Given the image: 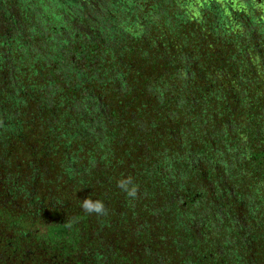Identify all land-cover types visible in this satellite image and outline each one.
Segmentation results:
<instances>
[{
  "label": "trees",
  "instance_id": "trees-1",
  "mask_svg": "<svg viewBox=\"0 0 264 264\" xmlns=\"http://www.w3.org/2000/svg\"><path fill=\"white\" fill-rule=\"evenodd\" d=\"M151 1H15L26 50L51 66V111L38 118L49 134L35 151L68 156L51 198L37 201L52 226L71 228L55 234L68 256L97 248L109 255L99 264H264V87L230 52L226 88L174 74L178 57L161 59V44L177 39L186 52L205 42L169 0ZM81 70L94 93L75 87ZM128 179L132 197L118 186ZM85 198L104 213H86Z\"/></svg>",
  "mask_w": 264,
  "mask_h": 264
},
{
  "label": "flooded vegetation",
  "instance_id": "flooded-vegetation-1",
  "mask_svg": "<svg viewBox=\"0 0 264 264\" xmlns=\"http://www.w3.org/2000/svg\"><path fill=\"white\" fill-rule=\"evenodd\" d=\"M15 1L0 0V264H99L109 255L101 259L97 248L79 250V257L76 251H71L68 256L69 249L65 247L68 244L60 239L65 236L55 234L61 227L69 231L71 228L63 222L52 226L51 216L44 209L46 204L37 201L46 199L48 202L51 198L52 186L58 185L56 180L64 173L58 166L68 156H59L64 152H51L45 147L35 151V137L49 134V126L43 127L38 118L51 111V66H37V53L42 52L35 48L26 50L32 43L24 40L20 32L21 26L25 29L26 24L18 16ZM169 1L174 13L181 12L187 18L189 30L199 31L194 35L196 41L205 42L202 50L195 49L194 44L186 52L179 51L177 39H173L171 50L161 44V59L170 63V57H178L175 62L179 67L171 70L174 74H188L193 88H226L230 52L238 72L252 70L253 82L264 87V0ZM45 54L43 57L47 59ZM209 61L213 63L210 68ZM211 71L216 77L210 76ZM81 73L82 70L74 81L75 87L85 88L91 94L97 91L98 87L85 82ZM34 74H38L39 80L35 81ZM196 76L202 85H195ZM65 85L67 87L66 81ZM35 86L38 87L36 93ZM79 93L84 95V92ZM50 133H54L52 128ZM42 181L43 186L37 184ZM41 214L45 220L47 218L46 224L37 226L34 222ZM52 228L56 229L52 231ZM81 255H85L82 260Z\"/></svg>",
  "mask_w": 264,
  "mask_h": 264
},
{
  "label": "clouds",
  "instance_id": "clouds-1",
  "mask_svg": "<svg viewBox=\"0 0 264 264\" xmlns=\"http://www.w3.org/2000/svg\"><path fill=\"white\" fill-rule=\"evenodd\" d=\"M131 184V180H123L120 181L118 186L121 187L123 190L127 191L128 196L132 197L135 196L136 194V189L135 187H132L130 190L128 189V185ZM81 207L83 208V210L88 213V214H103L105 207L104 204L99 201V200H92L90 198H85L82 202Z\"/></svg>",
  "mask_w": 264,
  "mask_h": 264
}]
</instances>
